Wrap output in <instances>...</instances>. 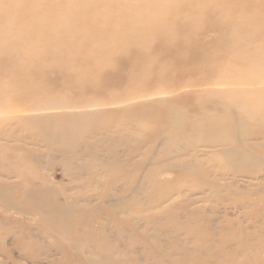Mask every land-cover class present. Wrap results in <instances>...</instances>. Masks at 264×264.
<instances>
[{"label":"rangeland","instance_id":"rangeland-1","mask_svg":"<svg viewBox=\"0 0 264 264\" xmlns=\"http://www.w3.org/2000/svg\"><path fill=\"white\" fill-rule=\"evenodd\" d=\"M13 1L0 264H264V0Z\"/></svg>","mask_w":264,"mask_h":264},{"label":"bare ground","instance_id":"bare-ground-1","mask_svg":"<svg viewBox=\"0 0 264 264\" xmlns=\"http://www.w3.org/2000/svg\"><path fill=\"white\" fill-rule=\"evenodd\" d=\"M8 2H5V3H0V9L2 8V6H4V5H7V4H9V7L10 8H12V9H16L18 6H19V4H18V2L17 1H13V2H11L12 0H7ZM9 2H11V3H9ZM25 5H27L28 7H31V10H29L28 12V15L31 17V27L34 29L35 28V32L37 33V35H41L43 32V27H46V25L48 24V21H49V19H43V18H41L40 17V14H41V6L38 4V3H36L34 0H26L25 1ZM53 6H55V5H53ZM19 11H23V8H19ZM9 18V17H8ZM51 23H49L48 24V26L50 25ZM43 35H45L44 33L42 34V36ZM11 41V40H10ZM2 48V47H1ZM2 103V102H1ZM3 110H4V108H3ZM50 112V111H49ZM47 114V113H46ZM230 114V113H229ZM217 116V115H216ZM73 119H75V117H72ZM214 118H215V116H214ZM43 122H46V120H50V121H52L53 119H52V117H44L43 119H41ZM215 120V119H214ZM231 123H229L231 126H232V128L235 130V133L234 134H229V133H227V132H225L224 130H223V132H224V134H222L220 137H219V139L221 138V139H230V141H241V136H242V133H243V128H244V124H245V122H244V120L239 116V115H237V114H231ZM38 121V120H37ZM49 121V122H50ZM77 123H78V121H77ZM51 125V124H50ZM71 126L68 124L67 126H66V124L65 125H63V124H61L60 126H59V133L60 134H62V135H69L70 134V132H71V128H70ZM79 127V126H78ZM211 127V126H210ZM209 127V128H210ZM219 128V127H218ZM231 129V128H230ZM226 134V135H225ZM74 135V134H73ZM65 137V136H64ZM66 138V137H65ZM244 149L245 148H243L242 146H236L235 148H234V151L236 150V151H242L243 153L241 154V158L242 159H248V158H251L252 156H251V154L247 151V152H245L244 151ZM254 159V158H253ZM252 159V160H253ZM29 192H31V191H29ZM37 193V192H36ZM36 193H35V195H36ZM30 195V194H29ZM0 196H2L4 199L6 198V200H8L7 199V197H6V195H4L3 193H1L0 192ZM32 196H33V198L32 199H34V200H36L37 202H40V205H43L44 206V208H48L49 210L50 209H52V208H54L56 211H57V213L59 214V216L61 217V216H63L64 215V212H62V208H61V206L60 205H57V204H55V203H53L49 198L46 200V201H43L42 199H40V197L39 196H34V193L32 194ZM46 198V197H45ZM31 199V200H32ZM10 200V199H9ZM8 200V201H9ZM11 201V200H10ZM10 204V203H9ZM35 204V203H34ZM31 205V204H30ZM36 205V204H35ZM37 206V205H36ZM33 207V206H32ZM37 207H39V206H37ZM44 208H41L40 210L42 211ZM24 210V209H23ZM54 212V211H53ZM61 213V214H60ZM45 214V213H44ZM50 215V214H49ZM54 217V216H53ZM49 218V217H48ZM69 218V217H68ZM56 221V220H55ZM64 221V220H63ZM53 223H55L54 221H53ZM57 223V222H56ZM64 226V225H63ZM62 227V226H61ZM60 228V227H59ZM64 228V227H63ZM63 230V229H62ZM62 233H63V231H62ZM110 264H120V263H117L116 261L114 262V261H112Z\"/></svg>","mask_w":264,"mask_h":264}]
</instances>
